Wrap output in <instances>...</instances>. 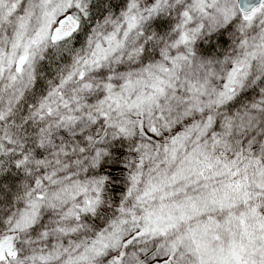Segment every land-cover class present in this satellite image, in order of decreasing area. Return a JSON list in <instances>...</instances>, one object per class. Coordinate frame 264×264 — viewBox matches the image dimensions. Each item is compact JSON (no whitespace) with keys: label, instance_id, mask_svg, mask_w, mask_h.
Returning a JSON list of instances; mask_svg holds the SVG:
<instances>
[{"label":"snow or ice","instance_id":"1","mask_svg":"<svg viewBox=\"0 0 264 264\" xmlns=\"http://www.w3.org/2000/svg\"><path fill=\"white\" fill-rule=\"evenodd\" d=\"M0 264H264V0H0Z\"/></svg>","mask_w":264,"mask_h":264}]
</instances>
